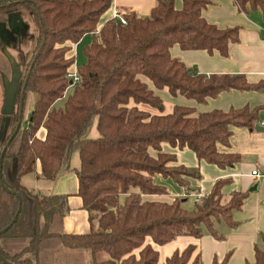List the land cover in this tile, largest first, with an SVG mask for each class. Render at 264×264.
Segmentation results:
<instances>
[{
  "label": "trees",
  "instance_id": "obj_1",
  "mask_svg": "<svg viewBox=\"0 0 264 264\" xmlns=\"http://www.w3.org/2000/svg\"><path fill=\"white\" fill-rule=\"evenodd\" d=\"M112 1L0 0V23L15 15L32 31L26 50L20 43L22 26L3 32L21 74L15 110L8 120L0 113V155L21 120L0 163V179L14 192L0 185V229L16 216L0 233V254L13 264H157L159 252L153 244L204 233L221 238L216 224L234 226L233 213L247 195L239 190L224 193L230 179L218 178L208 193L185 207L182 199L195 189L189 180L200 177L199 169L176 164L175 153L163 145L188 148L197 159L220 168L231 166L240 155L218 151L217 145L229 144L233 127L255 126L259 108L198 112L194 106L174 104L164 113L159 93L166 89L172 97L203 103L226 89L264 87V81L249 83L244 74L197 73L170 53L178 45L226 56L228 45L239 40L240 27L219 28L208 22L201 12L210 0H182L181 8L174 0H156L147 15L130 11L123 14L124 23L112 16L101 23ZM233 1L240 12L259 9L264 21V0ZM85 34L91 38L82 49L83 64L76 66L78 81L56 107L69 87L73 47ZM0 57L5 55L0 52ZM29 93L34 97L25 118ZM144 105L158 113L140 107ZM93 117L98 135L91 138L86 133ZM41 128L43 137L38 136ZM73 151L77 168L70 166ZM62 170L76 175V194L88 214L87 233L63 232L68 194H46L21 183L28 173L54 181ZM155 174L181 186L185 198L146 199L168 195L164 185L153 181ZM260 241L253 262L247 264H264V233ZM227 259L213 258L210 264H226ZM164 264L202 263L195 245L189 244L166 257Z\"/></svg>",
  "mask_w": 264,
  "mask_h": 264
},
{
  "label": "crops",
  "instance_id": "obj_2",
  "mask_svg": "<svg viewBox=\"0 0 264 264\" xmlns=\"http://www.w3.org/2000/svg\"><path fill=\"white\" fill-rule=\"evenodd\" d=\"M155 1L113 0L111 7L101 16V23L112 16L113 8L119 9L122 14L133 11L140 16L147 15L154 6ZM210 1L211 3L201 12L203 17L219 28L231 25L239 26V40L228 45L226 56H220L217 52L208 53L205 50H182L178 45H173L170 48V53L179 57L186 63L188 68L197 73L206 75L222 73L244 74L249 83L263 82L264 21L260 10L240 12L237 11L233 0ZM174 4L176 8H181L182 0H174ZM20 20L21 25H24L26 21ZM3 24L5 30L13 29L9 24ZM19 27L21 26L17 28ZM90 38V34L83 36V40H85L83 46L90 41ZM76 44L73 47L74 54ZM3 77L1 74L0 113L4 97ZM159 93L164 100V113L171 112L174 104L191 105L198 112L213 109L227 111L230 108L238 109L247 106L249 109L259 108L255 124L264 127V87L249 90L226 89L214 97H207L203 103H195L183 96L172 97L166 89ZM58 102V100L55 102V106L61 107L63 100L60 104ZM140 107L149 110L151 113H158L157 110L148 105ZM38 136H44L43 128L39 129ZM163 149L167 152L175 153L176 164L198 167L199 169L200 177L189 180L195 189L188 194L187 198L191 197L193 200L196 194L203 195L208 193L212 184L218 178L230 179L229 184L223 187L224 193L239 190L247 191V195L241 208L233 213V220L236 222L234 226L228 227L224 223L216 224L217 232L222 235L221 238H215L209 233H204L200 238L182 235L162 245L153 244L159 252L157 264H164L166 257L170 256L175 250H182L189 244L195 245V253L200 254L202 264H210L213 258L221 261L225 255H228L226 264L252 263L254 260V246L261 244L260 234L264 233V130H256L254 126L252 128L244 126L233 127L232 134L229 137V144L225 146L219 143L217 149L221 152L238 153L240 159L225 168L197 159L194 152L188 148L179 149L163 145ZM253 169H257L259 175H253L251 173ZM158 175L156 174L157 177H159ZM153 181L164 185L166 189L170 188L166 181H156L154 176ZM21 183L30 189L43 188V192L46 194H68L69 210L63 217V232L83 234L89 231L87 211L82 208L81 197L76 194L77 178L74 172L66 171L54 181H45L39 178L37 174L28 173L22 176ZM253 185H256V188L249 190ZM168 189L167 191L173 190L175 194L182 198L186 196L183 188L182 190L178 187ZM145 198L163 201H171L173 199V197L167 195H146ZM187 198L183 199V202H187Z\"/></svg>",
  "mask_w": 264,
  "mask_h": 264
},
{
  "label": "rangeland",
  "instance_id": "obj_3",
  "mask_svg": "<svg viewBox=\"0 0 264 264\" xmlns=\"http://www.w3.org/2000/svg\"><path fill=\"white\" fill-rule=\"evenodd\" d=\"M24 23L25 24L22 26L23 27V31H22L20 43H21V48L24 49V50H26L31 45V35H32V31H31L30 24H28L27 21L24 22ZM8 41L9 40L7 38H5V37L3 38V36L0 34V50H2L0 52H2V54H4V51H5L7 54H10L12 57H14L15 50L13 49V46L10 44V41L9 42ZM84 41L85 40H83V37H82L78 41V43L76 44V47H75V62H74V64L76 66L82 65L83 64V61L85 59L84 58V55H83V51H82V49H83V42ZM3 48L5 50H3ZM4 55L7 58L6 54H4ZM5 57H0V76H1V74L5 73L4 76L9 78L10 77V65H9V63L6 60ZM75 65L72 66V69L70 71L73 70V67ZM71 90H72V86H69V87L66 88V90L64 92V96L58 100L59 101L58 104H60V102H62V100L66 97V94L71 93ZM33 97H34L33 94H31V93L28 94V101H27V104L25 106V111H24L25 118H26V115H27L28 111L31 108L32 101H33ZM96 120H97L96 117H93L92 118L91 123H90V125H89V127L87 129V133H86V136L87 137L93 138V137H96L98 135L97 130H96ZM78 164H79L78 154H77L76 151H73L71 153V155H70V166L77 168L78 167ZM65 172H66L65 170H62L61 173H60V176L62 174H64ZM158 176L159 177H157L156 174L154 175V177L156 178V181H163V182L166 181L168 183L167 185L170 186L169 189H172V188L174 189V188L178 187V188H180L182 190V188L179 185H177L175 182H173L170 178H164V177H161L160 175H158ZM43 180H45V179H43ZM45 181H47V180H45ZM39 186H40V184H39ZM33 190L34 191L43 192V188L41 189L40 187L37 188V189H33ZM167 196H170V197H179L180 200L182 199V197H180L177 194H175V192L173 190H169ZM187 200H188L187 202H183L182 201V203L184 204V206L187 207V208L192 207L194 202L191 199V197H188ZM104 256H105V254H103V253L100 254V257L101 258H104Z\"/></svg>",
  "mask_w": 264,
  "mask_h": 264
},
{
  "label": "water",
  "instance_id": "obj_4",
  "mask_svg": "<svg viewBox=\"0 0 264 264\" xmlns=\"http://www.w3.org/2000/svg\"><path fill=\"white\" fill-rule=\"evenodd\" d=\"M9 26L11 28H13L12 30H16L18 26H23L21 25V20L19 17L13 15L9 18L8 20V23ZM5 31V26L3 23H0V34L3 36L4 38V35H3V32ZM3 50H5L3 48ZM4 54H6L7 56V59L9 61V64H10V68H11V74H10V78L8 79L7 77H3V80H4V97H3V104H2V107H1V113L5 115L4 119L5 120H8L9 119V115L15 110V100H16V94H17V88H18V85H19V80H20V68H19V64L17 63V61L15 60L14 57H12L10 54H7L5 51H4ZM72 82L71 80L69 81V85H71ZM23 92H24V87H22V90H21V100L19 102V107L20 109L22 108V100H23ZM21 124V120L19 119L18 122H17V125H16V128H15V132L17 131L18 127L20 126ZM254 128L256 130H264V127L263 126H260L258 124H255ZM14 132V133H15ZM14 133L12 134V136L7 140L6 144L3 146L2 150H1V155H0V163H1V159H2V154L4 153L6 147L8 146L11 138L13 137ZM0 185L8 192L10 193H14L13 191L7 189L1 179H0ZM256 188V185H253L249 190H253ZM20 208V202H19V206H18V210ZM15 218L16 216L10 221L9 224H7L5 227H3L2 229H0V233H3L4 231H6L12 224L13 222L15 221ZM0 261L3 263V264H13L9 261H7L6 259H4L1 254H0Z\"/></svg>",
  "mask_w": 264,
  "mask_h": 264
},
{
  "label": "built area",
  "instance_id": "obj_5",
  "mask_svg": "<svg viewBox=\"0 0 264 264\" xmlns=\"http://www.w3.org/2000/svg\"><path fill=\"white\" fill-rule=\"evenodd\" d=\"M112 17H117V18H119L120 21H121L122 23L125 22V20H124V18H123V14H122V13L120 12V10L117 9V8H113V9H112ZM74 65H75V64H74ZM67 76L69 77V81L71 80V82H72V84L69 85V86H73V84L76 83V82L78 81V76H77V74H76V65L73 67V70L70 71V72L67 74ZM251 173H252L253 175H256V176L259 175L257 169H253ZM200 197H201L200 194H196V195L194 196V201H198Z\"/></svg>",
  "mask_w": 264,
  "mask_h": 264
}]
</instances>
